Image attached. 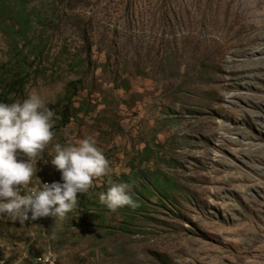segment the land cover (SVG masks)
Returning <instances> with one entry per match:
<instances>
[{
  "label": "rangeland",
  "instance_id": "1",
  "mask_svg": "<svg viewBox=\"0 0 264 264\" xmlns=\"http://www.w3.org/2000/svg\"><path fill=\"white\" fill-rule=\"evenodd\" d=\"M33 89L41 182L87 136L111 172L64 220L0 216V264H264V0H0V102Z\"/></svg>",
  "mask_w": 264,
  "mask_h": 264
},
{
  "label": "clouds",
  "instance_id": "2",
  "mask_svg": "<svg viewBox=\"0 0 264 264\" xmlns=\"http://www.w3.org/2000/svg\"><path fill=\"white\" fill-rule=\"evenodd\" d=\"M54 117L35 89L23 100L0 102V216L21 221L64 220L77 207V194L86 193L96 179L110 174L109 161L97 140L87 136L76 143L52 145L50 164L62 182H41L36 165L55 138ZM109 183L106 193L99 196L109 210L139 206L128 184Z\"/></svg>",
  "mask_w": 264,
  "mask_h": 264
}]
</instances>
